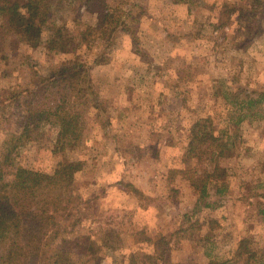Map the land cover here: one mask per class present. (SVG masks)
I'll return each mask as SVG.
<instances>
[{"label":"rangeland","instance_id":"rangeland-1","mask_svg":"<svg viewBox=\"0 0 264 264\" xmlns=\"http://www.w3.org/2000/svg\"><path fill=\"white\" fill-rule=\"evenodd\" d=\"M9 1L26 12L28 0ZM36 10L29 38L0 16V153L18 144L16 164L47 173L82 163L54 244L70 264H208L206 254L231 258L243 238L264 256V119L234 125L221 95L264 91V0H66ZM72 61L87 65L100 107L86 104L80 144L57 153L58 127L46 113L39 121L52 101L41 89ZM29 116L36 141L18 142ZM208 118L234 145L220 161L228 191L216 195L210 181L200 199L192 182L214 164L188 146ZM13 172L4 166V180Z\"/></svg>","mask_w":264,"mask_h":264},{"label":"trees","instance_id":"trees-1","mask_svg":"<svg viewBox=\"0 0 264 264\" xmlns=\"http://www.w3.org/2000/svg\"><path fill=\"white\" fill-rule=\"evenodd\" d=\"M53 1L66 0H28L26 12L16 4L9 5V0H0V16L7 28L18 29L20 35L29 38L35 27L31 14H38V5ZM26 13H30L29 18ZM98 58L100 60L95 61L97 65L108 61L107 57ZM41 90L50 94L52 101L44 104L47 110L39 115V121L46 113V120L58 127L60 147L57 153L66 147L79 145L84 131L82 109L89 103H95L94 108L100 107L95 100L87 65L80 61L70 62L67 69L45 80ZM221 95L234 109L229 114L234 125L239 126L246 120L264 119V91L228 89ZM29 117L18 142L25 139L36 141V138H30L33 118ZM211 122L209 118L197 120L190 130L189 151L195 153L200 164H214L213 173L203 170L200 179L192 182V186L201 192L200 199L209 196L207 188L210 181L217 183L216 195L224 196L228 191V184L224 181L226 172L220 161L234 142L229 134L218 137L209 126ZM5 144L0 153V264H70L68 253L57 249L54 244L62 230L58 218L68 216L74 209L73 182L82 163L67 161L59 163L51 173L38 171L16 164L15 153L19 145ZM4 166L14 170L10 181L4 180ZM206 207L213 208V205L206 204ZM252 246L250 238H243L231 258L215 260L211 254L206 256L210 258L209 264H264V256H259V251Z\"/></svg>","mask_w":264,"mask_h":264},{"label":"crops","instance_id":"crops-1","mask_svg":"<svg viewBox=\"0 0 264 264\" xmlns=\"http://www.w3.org/2000/svg\"><path fill=\"white\" fill-rule=\"evenodd\" d=\"M215 260H217V259H215ZM208 261L210 262V259ZM209 262H208V264H209Z\"/></svg>","mask_w":264,"mask_h":264}]
</instances>
